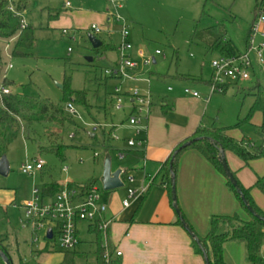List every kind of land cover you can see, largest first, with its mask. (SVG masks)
<instances>
[{"label":"rangeland","instance_id":"374dc122","mask_svg":"<svg viewBox=\"0 0 264 264\" xmlns=\"http://www.w3.org/2000/svg\"><path fill=\"white\" fill-rule=\"evenodd\" d=\"M256 4L257 0H28L21 19L34 30V46L23 50L20 56H12L14 41L0 39V83L6 79L13 93L63 106L67 98L64 84L68 83L71 90L86 92L87 105L72 101L75 112L67 111L68 119L60 130L55 126L50 128L52 140L59 137L55 145H63L60 155L39 149L50 146L45 124L34 125L36 142L26 139L22 132L8 136L6 157L10 170L7 176L0 175V235L7 237L11 264H60L65 254L57 242L46 249L42 236L40 242L32 243V227L27 224L24 203L32 200L35 188L41 193L43 184L49 181L79 186L93 181L104 201L110 193L123 199L127 189L136 190V184L129 183V177L137 182L143 178L139 152L127 145L128 139L141 138V134L129 128L131 100L125 97V108L116 109L114 90L145 89L148 83L120 80L106 74V70L116 68L119 57L111 49L96 52L88 35H95L105 46L114 48L126 32L131 46L126 54L137 64L131 74L149 77L150 89L158 104L162 97L169 96L168 86L182 87L184 83L174 78L178 75L188 81L187 87L196 88L208 99L211 88L207 83L213 74L211 62L220 55L193 39L195 29L226 20L227 36L244 50ZM50 13L58 16L50 18ZM92 25L101 32L95 33ZM140 50L146 58L155 57L156 63L145 64V58L137 55ZM156 50L162 55H156ZM262 71L258 77L264 82V68ZM253 83L238 85L250 87ZM235 86L230 84L226 93L213 94L206 105V120H216L213 122L218 126L241 128L234 125L242 106L246 112L249 97L236 92ZM122 122L123 127H113ZM243 129L250 136L254 127L247 123ZM107 155L112 171L128 170L123 174L124 186L110 192L103 189L99 180ZM39 157L46 163L44 168L23 173L22 165ZM95 240L94 235L81 233L79 250L89 246L92 250ZM87 253L78 259V264L93 262L92 251ZM261 255L264 256V240ZM0 264H5L2 258Z\"/></svg>","mask_w":264,"mask_h":264},{"label":"crops","instance_id":"0c3cea01","mask_svg":"<svg viewBox=\"0 0 264 264\" xmlns=\"http://www.w3.org/2000/svg\"><path fill=\"white\" fill-rule=\"evenodd\" d=\"M107 21L110 22L111 18H108ZM262 29L264 30V27ZM259 38L264 40V37ZM114 48L111 50H114L119 57L117 47ZM137 55L140 57L139 53ZM153 58L155 59L153 63H156V58ZM263 68L264 66L256 72L257 77L258 73L263 74ZM135 76H138V79L128 80L136 83H148V88L138 89L142 93H151L153 105L144 122L145 129L140 133L145 142L142 146L136 147L143 164L144 170L141 174L143 178L137 182L131 176L134 181L129 182L136 184V198L127 208L122 206V201L127 198V194L126 197L120 199L110 193L106 200H102L108 204L107 215L118 216V220L113 222L107 231V245L112 257L111 264H205L203 256L194 250L190 235L177 222L178 215L173 208L167 185L166 183L161 184L162 166L174 148L185 138L191 136L200 125H209L216 121L206 120V105L213 94L220 92L211 93L209 91L208 99H206V95L200 93L198 97L187 95L184 93V89L187 87L185 82L188 81L178 75L174 78L184 83V89L181 90L183 85L182 87L177 85L179 89L168 86L166 90L169 96L162 97L161 103L158 104L156 95H153L150 89L149 77ZM208 85L210 90V82L207 83ZM235 85L236 92H242L238 90V84ZM193 90L198 91L196 88ZM248 97L249 103L246 112H243L244 106H242L238 118L247 113L253 102V98ZM262 122L263 115L256 112L248 123L254 127L250 136L243 129L245 124L239 129L230 128L228 130V135L237 141L245 140L251 146H260L261 156L244 162L236 154L226 151L225 157L232 173L236 175L240 184L249 190L256 205L264 211V192L256 186L259 179L264 183V139L258 135V128ZM124 125L122 122L118 126L113 125V127L117 129ZM223 127L227 126L223 125ZM129 128L134 130L130 125ZM127 172L128 170L123 174H127ZM123 174L121 178L124 182ZM153 182L156 183L153 184ZM59 183L66 184V182ZM175 183L178 206L188 224L200 236L207 235L211 218L214 215L238 214L243 219H249L248 213L227 185L225 176L196 149H187L180 155L175 172ZM140 186L147 187L143 195H138ZM79 229L80 235L87 233L95 236L86 223H81ZM42 240L45 243V248L48 249L51 244L45 237L43 238V235ZM0 241L7 252V237L0 235ZM40 241L41 239L38 242ZM102 243L103 246L104 238ZM90 248L89 246V249L79 250L78 245L76 249L85 253L92 251L94 260L88 264H94L96 243L92 250ZM117 250L122 252L121 256L116 255ZM224 259L226 264H251L247 261L246 248L242 242H227L224 245Z\"/></svg>","mask_w":264,"mask_h":264},{"label":"trees","instance_id":"16d2710c","mask_svg":"<svg viewBox=\"0 0 264 264\" xmlns=\"http://www.w3.org/2000/svg\"><path fill=\"white\" fill-rule=\"evenodd\" d=\"M259 4L260 2L257 0L255 7V19L258 14ZM27 5L28 0H0V39L14 41L11 53L12 56L22 55L23 50L31 49L35 43L33 28L29 25L25 27L22 26L23 21L21 19V12L27 8ZM49 16L50 18H55L58 14L54 15L50 13ZM251 29L252 27L249 29L245 39V49L247 48L249 38L251 36ZM194 38L204 43L209 51L217 52L219 55L238 56L245 50H241L236 43L227 36L226 20H223L222 22H215L211 26L203 29L196 28L193 33V39ZM112 48L113 47L110 45L105 46L102 44L101 47L94 50L98 52L102 49L110 50ZM1 55L2 50L0 48V62L2 59ZM253 81L254 83L250 87H242V85H244L242 83L241 86L238 85V90L247 94L246 96H251L253 98V102L247 113L238 118L234 127H242L244 124L249 123L252 115L256 112H260L263 115V122L258 128V135L264 139V82L257 76L247 82L252 83ZM9 83L10 82L4 79L0 84L9 88ZM228 86L229 84L224 85L221 87V91L219 92H226ZM64 92L67 97L66 105L72 101L75 103L78 102L82 105H87V94L85 91H73L69 88L68 83H65ZM67 119L68 116L66 106L56 104L50 100H39L32 97L21 96L11 91L10 93L0 95V158L3 155H6L8 136L11 133L22 132L26 139L36 142V133L34 130L35 124L46 125L45 136L50 142L49 147H40L39 149L41 151L56 152L60 155V150L63 148V145H55V141H58L59 137L52 140L53 133L50 132V128L55 126L60 130ZM230 128L232 127L218 126L214 122L209 125H200L191 136L185 138L174 148L171 155L164 162L162 166L163 177L161 184L166 183L173 204L170 165L172 164V170L175 174L180 155L187 149L198 150L219 172L225 176L227 185L235 194L243 209L248 213L249 219H243L238 214L214 215L211 218L210 228L207 235L200 236L188 224L184 214L180 210L186 223L199 239V243H196L190 236L194 250L197 254L202 256L204 252H207L210 264H226L224 259V245L227 242H242L246 248L247 261L251 264H262L263 259L261 255V248L264 240V211L256 205L249 193V190L240 184L236 175L233 173L250 206L256 214L261 215L263 219H259L254 214L249 212L237 194L235 187L226 177L218 156L219 148H222L224 152L230 151L236 154L244 162H248L261 156L262 150L260 146H251V144L245 140L237 141L236 139L230 137L228 135V130ZM186 142H190V144L187 147L178 150ZM175 152L177 153L175 154ZM126 171L127 170H124V172ZM155 183L156 182H153V184ZM66 185L70 188L82 187L84 190H87L94 185V182L89 181L85 185L80 186L72 182H67ZM256 186L264 192V183L261 179L257 181ZM63 187L64 185H61L57 181L46 182L42 186L43 197L53 198ZM177 222L179 225L183 226L180 219ZM88 228L95 234L96 237L94 264H108L105 258L106 251L102 246V232L98 227L93 228L92 225H88ZM54 243V241H49V244ZM0 249L7 254L1 241ZM87 254L88 253L80 252L77 249L65 250L63 260L60 264H78V259L84 255L86 256Z\"/></svg>","mask_w":264,"mask_h":264},{"label":"built area","instance_id":"2783aa9c","mask_svg":"<svg viewBox=\"0 0 264 264\" xmlns=\"http://www.w3.org/2000/svg\"><path fill=\"white\" fill-rule=\"evenodd\" d=\"M69 6V3L66 4ZM22 26L26 24L22 22ZM264 0L260 1L257 17L252 25L251 36L247 48L241 55H220L219 58L211 62L213 74L210 82L211 93L221 91V87L226 84H240L256 77V72L264 66V40L260 39L257 43V37H264ZM91 29L95 33H100L101 29L92 25ZM127 41V33H122L121 43L117 47L119 54V62L115 69L106 70L105 73L123 79H138V76L132 75L131 71L137 66L129 55L126 54L130 48ZM156 55H162L160 50L155 51ZM141 57L145 58V64L154 62L153 57L146 58L142 51L139 52ZM149 82V79L147 80ZM171 89V88H169ZM10 93V89L0 84V95ZM184 93L193 97H198L199 92L191 88H185ZM115 108H125V97L131 100L132 113L129 117V125L134 128L136 134H140L145 129V120L148 117L153 99L150 92L142 93L139 89H133L125 92L120 88H115ZM66 110L70 113L75 112V106L72 102L67 103ZM118 139V137H115ZM145 139H128L129 147L142 146ZM123 155H120L122 157ZM45 161L35 158L33 161H27L22 165L23 173H34L41 170ZM129 182H133V178H128ZM147 187L142 186L138 195H143ZM137 196V191L129 188L127 190V198L122 201L123 208L130 206L132 200ZM25 217L27 224L32 227V243H36L45 237L46 240L57 242L64 250H74L80 244L81 223L92 225L93 228L98 227L104 238V249L106 251L105 258L108 264L111 263V253L107 245V231L109 226L118 220L117 215H107L108 204L103 202L98 189L90 187L84 190L82 187H64L53 197L44 198L42 192L38 189L33 190V198L24 205ZM51 230L52 237L49 238L48 231ZM42 233V235H41ZM127 236L129 234H126ZM117 256H121L120 250L116 251ZM264 264V256H262Z\"/></svg>","mask_w":264,"mask_h":264},{"label":"water","instance_id":"95a60500","mask_svg":"<svg viewBox=\"0 0 264 264\" xmlns=\"http://www.w3.org/2000/svg\"><path fill=\"white\" fill-rule=\"evenodd\" d=\"M88 39L92 45L93 49H97L102 46L103 42L95 35L89 34ZM89 61H92V58H88ZM190 144V142L184 143L178 150H181L182 148L187 147ZM177 152H175L176 154ZM219 160L221 162L222 168L225 172L226 177L230 181V183L235 187L237 194L241 198L242 202L246 206V208L249 210L250 213L254 214L257 218L263 219L261 215L256 214V212L252 209L250 206L248 200L246 199L242 189L240 188L236 178L234 177L233 173L231 172L227 160L225 157V152L222 148H219ZM10 170L9 161L6 157V155H3L0 158V175L7 176ZM124 170L117 169L115 171H112V164L111 160L108 157H105L104 164H103V172L100 177V182L102 184V187L105 191H111L118 188H121L124 186V182L121 178V175L123 174ZM170 174H171V185H172V193H173V208L176 211V214L178 215V218L180 219L181 223L183 224L185 230L188 232V234L192 237V239L195 240L196 243H199V239L196 237L195 233L191 230L190 226L186 223L184 217L182 216L180 209L178 208L177 204V196H176V183H175V174L172 170V164L170 165ZM49 238L52 237L51 230L48 231ZM0 257L3 259L5 264H11L10 260L8 258V255L0 249ZM203 258L205 261V264H210L209 256L207 252L203 253Z\"/></svg>","mask_w":264,"mask_h":264}]
</instances>
